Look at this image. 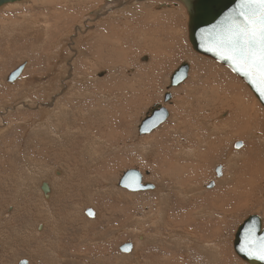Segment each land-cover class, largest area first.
I'll return each instance as SVG.
<instances>
[{
	"label": "rangeland",
	"instance_id": "374dc122",
	"mask_svg": "<svg viewBox=\"0 0 264 264\" xmlns=\"http://www.w3.org/2000/svg\"><path fill=\"white\" fill-rule=\"evenodd\" d=\"M44 1L26 0L0 8V264H19L22 260L30 264H165L170 256L171 264H246L234 251L235 234L250 216L258 215L264 224V181H262L264 177L258 176L259 180L251 191L253 194L240 195L235 203L237 205H231L233 208L222 212L215 210L214 204L231 207L228 205V199H225L226 197L220 193L227 186L236 185L239 178H242L243 185H238L237 188L242 194H246L245 183H247V177L252 175L244 174L243 171L246 169L245 167L251 169L252 162L246 160L244 164H241V168L233 165V162L236 163V157L232 154L231 147L233 150H239L235 145L242 143L244 147L249 138L246 139V135L239 139L237 137L241 136H234L238 130L231 126L232 112L228 103H225L226 100L220 99L222 104L215 106L213 101L216 99L210 98L209 103L213 102L212 110L205 113L206 110L202 112L197 109L200 118L198 115L196 118L193 116L195 112L193 110L199 106L198 102L204 103L209 99L206 95L198 94L196 87H200V85L202 87L205 79L206 82L214 83L212 77L216 76V73L213 70L222 72L219 78L229 77L239 90L254 96L249 88L223 65L193 51L188 39L187 13L180 3L177 6L173 0L147 1L141 5H149L148 9L156 11L157 14H161L160 16L165 18L171 15L177 17L178 22L175 25L179 27L175 32L177 37L170 36L167 30L169 26L166 23L162 38L159 36L165 42L172 41L175 44L174 49L168 50L165 55L159 54L160 56L150 54L149 50L144 47V43L137 44L138 41L135 40L137 35H134L133 40L130 39V48L126 47L125 50L117 47L112 50L107 48L112 29L122 28L124 22H129L127 25L135 27L140 20V17L134 15L136 13L130 9L131 6L126 5L121 7V10L111 9L109 14L106 13L107 16H105L111 19V14L119 11L125 12L123 13L125 17L114 18L115 20L109 22V26L104 15L100 17L91 15L99 10L98 7L104 6L105 3H111L112 0L80 1L81 6L83 5L81 8L79 5H75L78 4V0H73L74 4L71 3L72 0L69 1L71 4L63 3L62 0H49L56 4L60 2L62 8L60 9L64 11V16H61L62 20L54 19L56 22L53 25L56 26L52 27L57 31L43 32L45 35L40 37V43L37 41L38 37L32 35L33 28H24L19 33V24H15L14 27L13 22L15 21L22 22L24 19H31L32 22V19H37L38 16V20L45 21V17H41V14L44 8L50 9L48 6L51 7V4ZM158 3L169 4L172 7L164 9L159 5L156 8L155 5ZM34 4H37L38 7ZM10 7L12 8L10 9ZM37 14L39 15L37 16ZM105 22L108 24L103 27ZM161 22L163 23V21ZM103 35H109V37ZM60 41H62L61 44ZM56 42L58 48L59 44L64 45V48L60 46L61 49L58 53H52L51 50L55 48ZM111 42L113 41L111 40ZM104 49L111 52L108 54ZM98 51H104L105 56L113 54L111 62H108L107 59H105L106 62L96 60L95 55ZM115 51H118L117 54ZM184 62L190 65L189 78L184 82L185 84L183 83L178 88L167 90L172 73ZM23 63H27V66L21 76L13 84L7 83L8 76ZM143 83L147 84L145 88L142 87ZM130 85L132 89L136 87L142 90L136 94L128 93L126 97H122L116 92V90L127 91V86ZM168 92L172 95V99L165 102L164 95ZM190 92L195 93L190 95ZM107 96L112 97L108 99ZM247 104H249L246 105L249 106L248 110H251L250 106L254 105L253 101H249ZM154 105H162L169 111L170 117L152 133L139 135L138 125ZM122 107H125V110ZM258 108L257 119H254L257 127L253 131L257 130L256 132L252 131V134L249 132V136H251L250 140L258 142V152L260 150L263 159L261 163L257 162V164L263 167L264 142L260 141L259 143V139H264V108L261 105ZM48 109H51V114L46 115L45 111ZM78 109L83 110L84 113L77 111ZM87 116L91 120V127L87 129L83 124L81 128H78V122H76L78 118H87ZM185 118H188L189 122ZM242 118L246 120L247 115L242 114ZM197 120L198 127L195 123ZM178 124L179 126H177ZM218 125H221L220 128ZM47 127L53 129L52 136ZM167 127L166 132H159L164 128L166 130ZM177 127L185 130L186 136L181 135L182 133L178 136L175 131ZM192 128L194 131L199 129L202 141L204 139L208 141L209 135V138L211 136L212 139H210L209 145L212 143L211 146L216 144L220 147V153H209V156L206 155L202 159L203 162L205 161V166H202L203 162L200 158L188 157L185 159L186 156L177 159V155L180 153L181 156L186 155L185 152L180 151L179 145L170 151L173 158L163 168L164 173H159L153 167L144 165L150 163V159L155 156L153 151L149 157L150 148L148 145H144V141L147 144L154 133L157 132L159 136H163L162 138L169 136L168 134L174 138L164 143L163 147L168 144L169 146L174 145L172 143L178 139L182 144H187L185 137L189 138ZM105 129V134L101 133ZM78 130L83 132H78ZM59 134H63L69 139L64 140L62 136L59 137ZM98 134L102 135L101 138ZM110 135L114 136V142H111ZM110 143L113 145L110 146ZM96 147L102 148L98 157L92 159L89 150H94ZM59 152L62 154L58 155ZM157 153L156 159L160 160L162 150L159 148ZM246 153H240L244 160ZM57 159L58 162H56ZM190 159L198 163V174L201 173L199 178H194L195 175H198L194 170L190 171H193L195 175L193 173L191 177L185 175L187 168L184 162ZM108 160L110 162L105 165L104 163ZM122 164L123 166H121ZM176 166L179 168L181 179L178 178L179 180L174 181V177L178 174L173 173V168ZM219 167L222 168L224 178L227 176L226 179L229 183H218L221 180H218L215 170ZM65 168L70 177L67 176L68 178L66 177L64 182L58 183L60 177L65 176ZM128 170L140 171L144 177V183H152L156 186L154 193H150V191L133 193L118 187L122 174ZM258 170L260 169L258 168ZM106 172H108L107 175ZM55 173L56 175H54ZM240 173L242 177H240ZM73 174L76 175L78 183L75 182L78 195L73 193L77 189L75 188L74 191L70 190V193L66 194V200L63 201L59 197V195L62 196L60 192L57 191L55 194L53 192V198L58 201L56 205H53L55 200L53 199L52 211L49 212L46 199H44L45 202L42 199L44 193L40 191V185L55 180L57 181L56 187L63 183L67 192L69 190L67 188L74 187L71 183L73 180L69 179H73ZM44 175L53 176L51 179L41 180ZM213 182L215 183L214 188L208 189L207 187ZM185 185L186 187H184ZM192 190H195L193 194H195L194 198L198 199L196 202L192 201V198H188L187 195H183ZM144 193L149 194L144 197ZM208 196L217 197L214 201L209 198L204 200V197ZM62 203L64 204L62 205ZM156 204L164 205V214L169 209L171 216L176 217L183 212L187 213L186 215L191 213L192 216H189L190 225L194 230L202 227L203 221H208L203 224L208 229L200 230H211L212 232L216 230L218 232L214 236L211 235L210 238L198 239L200 235L192 237L195 242H188L185 252L181 236L176 239H164L165 241L156 240L155 234L157 233L164 235L171 233V227L167 226L166 222L159 224L157 228L155 226L144 228L142 233H146L151 238L146 240L138 228H143L146 222L153 221L156 214H159L160 211L156 209ZM57 205L65 207L71 214L60 216V210L58 211L60 208H57ZM173 205L175 206L174 210L171 207ZM88 208L95 210L96 217L94 219L88 218L85 214L82 215V211L85 213ZM207 210H210V214ZM46 211L49 213V219L48 215L46 219L44 218L47 214ZM58 214L60 217L57 216ZM107 217H111L113 221H108ZM53 221L63 222L65 225L61 224L64 230L59 225L54 226ZM200 230L196 232L200 234ZM173 240H180L182 246L171 242ZM128 243L134 244L132 253L128 255L121 253L119 248ZM130 255L131 257H126Z\"/></svg>",
	"mask_w": 264,
	"mask_h": 264
},
{
	"label": "bare ground",
	"instance_id": "6f19581e",
	"mask_svg": "<svg viewBox=\"0 0 264 264\" xmlns=\"http://www.w3.org/2000/svg\"><path fill=\"white\" fill-rule=\"evenodd\" d=\"M33 1V0H32ZM38 1H40V0H38ZM41 1H43V0H41ZM52 1H54V0H52ZM56 1V0H55ZM70 0H62L61 2H63V3H65V2H69ZM80 1H86V0H78V4H75L76 6L77 5H79V7L81 8L82 6H81V3H80ZM147 1H150V2H153L154 0H112V2L111 3H105V5H104V2H103V5L104 6H102V7H98V9H96V10H98L96 13H91V15H95V16H102V15H104V18H105V21H107L108 23L110 22V21H112V20H115L117 17H125V16H123V15H125V14H123V13H125L124 11H119V12H115V13H113V14H111L110 15V18L111 19H109V18H107L106 16V13H108L111 9H119V10H121L122 8L121 7H125L124 5H126V6H131L130 7V9L133 11V12H135L136 14H134V15H137V16H139L140 17V20L136 23V25H135V27H130L129 25H127L129 22H124V25H122V28L120 27V29L119 28H116L117 27V25H116V29H112V27H111V29L113 30V32L111 31V36H110V40H108V43H107V48L109 49V50H112V49H114L115 47H117V48H122V50L124 49L125 50V48L126 47H129L130 46V39H132V38H134V35L136 36L137 35V37H136V41H138V43L137 44H139V43H144L143 45H144V47L147 49V50H149L148 52H150V54H153L154 56H158L159 54H161V55H165V54H167V52H168V50H170V49H174V46H175V44L171 41L170 43H168V42H165L163 39H160V37L162 38V34H163V32H165V29H166V24L169 26L168 28H167V30L169 31V34H170V36L171 37H173L174 35L177 37V35L175 34V32H176V30L179 28L178 26H175L176 24H177V22H178V20H177V17H174V16H167L166 18L165 17H163V16H160L161 14H157V12L156 11H154V10H150V9H148V6L149 5H145L144 6V4H143V6H144V8H143V6H141L142 5V3H146ZM176 4L175 5H177L179 2H177V0H173ZM24 2V1H23ZM31 2V1H30ZM44 2H46V3H50L51 4V7L50 6H48L50 9H43V13L40 15L41 17H45V21L44 20H42V21H44V22H42L41 20H38L39 19V14H37V16H38V18L36 19V18H33L32 19V22H31V17L29 18L30 20H27V19H24L22 22H19V21H15V22H13V24H14V27H15V24H19V33H21V31H23L24 30V28H33L34 30H33V34L32 35H34L35 37H38V40L37 41H39V39L41 40V38L40 37H42V36H44L45 34H43V32H45V33H48V32H54V31H57L56 30V28H53L52 26H56V25H53V23L54 22H56V21H60V20H62V18H61V16L63 15V13H64V11H62L61 9V4H59L58 2H57V4L55 3V2H51V1H49V0H45ZM74 1L72 0L71 1V3H73ZM93 2V1H92ZM39 3V2H38ZM70 3V2H69ZM68 3V4H69ZM70 3V4H71ZM102 3V2H101ZM44 4V3H43ZM59 4V6L58 7H56L57 5ZM74 4V3H73ZM162 3H158L157 5H155V7L157 8V7H159V5H161ZM181 4V3H180ZM10 6H11V4H9ZM20 5H21V3H20ZM34 5H37V4H34ZM17 6V5H16ZM46 6V5H45ZM170 6L171 5H169V4H163V5H161V7H163L164 9L165 8H170ZM178 6V5H177ZM183 9H185L182 5H180ZM15 7V6H14ZM37 7H38V5H37ZM44 7V6H43ZM172 7V6H171ZM12 7H10V9H11ZM41 8V7H40ZM61 8V9H60ZM140 8H143L142 10H140ZM175 8V7H174ZM8 9V8H7ZM30 9V8H29ZM35 9V8H34ZM124 9V8H123ZM9 10V9H8ZM28 10V9H27ZM17 11V10H16ZM128 11H129V9H128ZM131 11V12H132ZM169 11H170V9H169ZM185 11H186V9H185ZM130 12V11H129ZM12 13H13V11H12ZM15 13V12H14ZM35 13V12H34ZM110 13V12H109ZM108 13V14H109ZM186 13H187V11H186ZM130 14V13H129ZM16 15V14H15ZM29 15V14H28ZM106 15V16H105ZM170 15V14H169ZM34 16V15H33ZM64 16V15H63ZM93 16H91L92 18H93ZM109 16V15H108ZM187 16H188V14H187ZM4 17V16H3ZM43 17V18H44ZM7 18V17H6ZM95 18H97V17H95ZM94 18V19H95ZM115 18V19H114ZM175 18H176V21H175ZM10 19H11V16H10ZM56 21H55V20ZM59 19V20H58ZM82 19V18H81ZM87 19V18H86ZM91 19V18H90ZM109 19V20H108ZM139 19V18H138ZM17 20V19H16ZM52 20H54V21H52ZM64 20V19H63ZM97 20V19H96ZM104 20V19H103ZM130 20V19H129ZM188 20H189V17H188ZM141 21V22H140ZM161 21H163V23L161 22ZM9 22H11V21H9ZM60 23V22H59ZM86 23V22H85ZM107 23V24H108ZM113 23V22H112ZM111 23V24H112ZM116 23V22H115ZM118 23V22H117ZM121 23V22H120ZM166 23V24H165ZM107 24H106V22L104 23V26L103 27H105V26H107ZM122 24V23H121ZM2 25V24H1ZM7 25H8V23H7ZM110 25V23L108 24V26ZM10 26V25H9ZM12 26V25H11ZM16 26H18V25H16ZM132 26V25H131ZM60 29V28H59ZM108 29V28H107ZM29 30V29H28ZM84 30V29H83ZM110 30V29H109ZM27 31V30H26ZM70 31V30H69ZM85 31V30H84ZM106 31V30H105ZM30 32V31H29ZM52 33H50V34H52ZM102 33H103V31H102ZM29 34V33H28ZM106 34V33H105ZM108 34V33H107ZM178 34V33H177ZM14 35V34H13ZM17 35V34H16ZM26 35V34H25ZM165 35V34H164ZM68 36V35H67ZM101 36V35H100ZM103 36H105V35H103ZM109 37V35H106L105 37ZM160 36V37H159ZM18 37V36H17ZM21 37V36H20ZM19 37V38H20ZM47 37V36H46ZM49 37V36H48ZM34 38V37H33ZM62 38V37H61ZM63 38H65L64 36H63ZM69 38V37H68ZM68 38H67V40H68ZM46 39H48V38H46ZM45 39V40H46ZM100 39V38H99ZM103 39H104V37H103ZM58 40H61V39H58ZM111 40L113 41V42H111ZM133 40V39H132ZM140 40H142V41H140ZM1 41V40H0ZM63 41V40H62ZM62 41H60V44H61V42ZM66 41V40H65ZM43 42H45V41H43ZM68 42V41H67ZM105 42H106V40H105ZM39 43H40V41H39ZM57 43V42H56ZM66 43V42H65ZM104 43V42H103ZM166 43V44H165ZM9 44V43H8ZM59 44V48H58V43L57 44H55V48H53L52 50L51 49H49V50H51V52L52 53H58L59 52V49H61L60 48V46H62V45H60ZM106 44V43H105ZM142 45V44H141ZM102 46V45H101ZM63 48H64V45L62 46ZM133 47V46H132ZM130 48V47H129ZM108 49H104V50H106V52L109 54L111 51H109ZM133 49V48H132ZM136 49V48H135ZM55 50H57V51H55ZM118 51H120L119 49H117ZM54 51V52H53ZM117 51V52H118ZM131 51V50H130ZM61 52V51H60ZM104 52V51H103ZM102 51H98V53L95 55V58H96V60H98V61H105L106 62V60L105 59H107L108 60V62H111L110 60L112 59L111 58V56L113 55V54H111V56H109V55H107V56H105V54L103 53ZM116 52V51H115ZM117 52H116V54H117ZM62 53V52H61ZM127 53H128V51H127ZM50 56H51V54H50ZM62 56V55H61ZM128 56V55H127ZM160 56V55H159ZM94 57V56H93ZM129 57V56H128ZM56 58H58V57H56ZM94 58V59H95ZM207 58V57H206ZM59 59H60V57H59ZM114 59V58H113ZM208 59H210V58H208ZM57 60V59H56ZM210 60H212V59H210ZM58 61H62V60H58ZM47 63V62H46ZM10 64V63H9ZM218 64V63H217ZM14 65V64H13ZM113 65V64H112ZM117 65V64H116ZM119 65V64H118ZM54 66V65H53ZM56 68V67H55ZM62 69V68H61ZM222 69V68H221ZM228 69V68H227ZM65 70V69H64ZM225 70H226V68H225ZM50 71V70H49ZM63 71V70H62ZM227 71V70H226ZM228 71H229V69H228ZM213 72H215L216 73V76H214L213 75V79H214V83L213 82H211L210 80V82H206V79H205V81H204V83H202V81H201V83L202 84H204V85H202V87H201V85H200V87L198 86V87H196V89L198 90H196L197 92H198V94H200V95H206L207 96V98L209 97V99L207 100V102H205L204 101V103L201 101V102H198L197 104L199 105V106H197L196 108H194L195 110H193V111H195L194 113H193V116L196 118L197 117V109H200L202 112H204L205 110H206V112L205 113H208V112H210V110H212L211 109V106H212V104H213V102H214V104L213 105H221L222 103H220V99H222V101L223 100H226L225 101V103H228V105L230 106V111L232 112V120H231V126H233V127H235L238 131L234 134V136H241V137H237V139H239V138H243V136H245L246 135V139H248V141H247V144H245V146L242 148V149H239V150H233L232 149V147H231V150L233 151L232 152V154H234V157H236V163H234L233 162V165L235 164V166H238L239 168H241V164H244V162H246V160H249V161H251L250 163H251V169H249V168H247V167H245L246 169L243 171L244 172V174H251L252 176L251 177H247V183H245L246 184V186H247V191H246V194H242L241 193V191H239L238 190V188H237V186L238 185H240L241 186V184H242V178H239V181H238V183L236 184V185H233V187L230 185V186H227V188H224L222 191H221V193L220 194H223V196L224 197H226L225 199H228V205H234L237 201H238V199L240 198V195H242V196H244V195H252L253 193L251 192L253 189H254V186H255V184L258 182V180H259V177L258 176H261V177H264V166L262 167V166H260V165H258L257 164V162H260L261 163V160L263 159L262 157H261V152H260V150H259V152H258V149H259V147H257V144H258V142L257 141H255V140H250V137L251 136H249V132L252 134L253 132H256V130L255 131H253L254 130V128H256L257 126H256V123H254V119L256 118V115L259 113V108H258V106L259 105H261L262 106V104L260 103V101L256 98V96L254 95V93L250 90V88L246 85V83H244L248 88H249V90L252 92V94L255 96V98H256V100H255V98H254V96H252L250 93H248L249 94V97H248V94L247 93H245V92H242L241 90H239L236 86H235V84L234 83H232L231 82V80H230V78L228 77H223V78H219V76H220V74L222 73H220L218 70H213ZM223 73H224V71H223ZM189 74H190V72H189ZM230 74V73H229ZM222 75V74H221ZM226 75V74H225ZM2 76V75H1ZM53 76V75H52ZM193 76V75H192ZM224 76V75H223ZM236 76V75H235ZM238 77V76H237ZM150 78V77H149ZM188 78H189V76H188ZM239 78V77H238ZM21 79V78H20ZM146 80V79H145ZM239 80H241L242 82H244L241 78H239ZM55 81V80H54ZM240 81V82H241ZM52 82V81H51ZM237 82H238V80H237ZM81 83H82V81H81ZM206 83V84H205ZM185 84V83H184ZM206 85H208L207 87H206ZM136 86V85H135ZM134 86V87H135ZM147 86V84H145L144 85V83H143V85H142V87L143 88H145ZM186 86V85H185ZM242 87H243V85H242ZM117 88H120V87H118L117 86ZM200 88V89H199ZM127 91H124V92H120V91H117L116 90V92L118 93V94H120L122 97H126V95L128 94V93H134V94H136V93H138L140 90H142L141 88H139V89H137L136 87L134 88V89H132V86L130 85V86H127ZM243 89V88H242ZM47 90V89H46ZM192 90V89H191ZM202 90V92H200L199 93V91H201ZM238 90V91H237ZM110 92V91H109ZM115 92V93H116ZM102 93V92H101ZM104 93V92H103ZM193 93H195V92H193ZM193 93H189L190 95L191 94H193ZM188 94V93H187ZM188 94V95H189ZM78 95V94H77ZM118 96V95H117ZM165 96V95H164ZM108 97V99H109V97H112V96H107ZM114 97V96H113ZM135 97V96H134ZM194 97V96H193ZM200 97V96H199ZM202 97V96H201ZM204 98V97H203ZM210 98H213V99H216L215 101H213L212 99V104H210L209 103V100H210ZM106 99V98H105ZM202 100V99H201ZM251 102V101H253V103H254V105L252 104V106H250V108H251V110H248V108H249V106H246V105H249V104H247V102ZM5 102V101H4ZM78 102V101H77ZM131 102V101H130ZM211 102V101H210ZM12 103V102H11ZM78 105H79V103H78ZM47 106V105H46ZM225 106V105H224ZM48 107V106H47ZM126 107V106H125ZM125 107H122V109L123 110H125L124 108ZM5 108V107H4ZM65 108V107H64ZM213 108V107H212ZM215 108H217V107H215ZM219 108H221V107H219ZM218 109V108H217ZM223 109V108H222ZM243 109L245 110L244 112H243ZM5 110H6V108H5ZM45 110V109H44ZM44 110H43V112H44ZM96 110V109H95ZM225 110V109H224ZM67 111V110H66ZM77 111H83V110H81V109H78ZM98 111V110H97ZM46 112V115H48V114H51V109H48V110H46L45 111ZM217 112V111H216ZM82 113H84V111L82 112ZM190 113V112H189ZM199 113V112H198ZM201 113V112H200ZM191 114V113H190ZM225 114V113H224ZM242 114H246L247 115V119L246 120H243V118H242ZM78 115H80V114H78ZM209 115H211V114H209ZM230 115V114H229ZM82 116V115H81ZM204 116V115H203ZM74 117V116H73ZM78 117H80V116H78ZM209 117V116H208ZM45 118V117H44ZM87 118H88V116H87ZM87 118H78V121H76V122H78V128H81L82 126H83V124H84V127L85 128H87V129H89L90 127H91V125H90V119H89V121L87 120ZM92 118H94V117H92ZM130 118V117H129ZM198 118H200V115H198ZM197 118V119H198ZM204 118V117H203ZM210 118V117H209ZM212 118V117H211ZM219 119H221V118H219ZM257 119V118H256ZM185 120H187V122H189V119L188 118H185ZM196 120V119H195ZM203 120H206V119H203ZM225 121V120H224ZM68 122H70V121H68ZM92 122H93V120H92ZM186 122V121H185ZM72 124H73V122H71ZM196 123V126L198 127L199 125H198V120L195 122ZM199 123H200V121H199ZM224 123V122H223ZM229 123H230V121H229ZM219 124V123H218ZM224 124H226V123H224ZM125 126V125H124ZM177 126H179V124L177 125ZM213 127H214V125H212ZM219 126V125H218ZM217 126V127H218ZM221 126V125H220ZM220 126H219V128H220ZM225 126V125H224ZM169 127V126H168ZM168 127L166 128V131H167V129H168ZM48 128V127H47ZM219 128H216V129H219ZM244 128H245V130H244ZM86 129V130H87ZM165 129V128H164ZM164 129L162 130V131H159V132H162V133H164V132H166V131H164ZM211 129H213L212 127H211ZM52 130L53 129H50V128H48V132L50 133V135L52 136ZM169 130H170V128H169ZM221 130V129H220ZM175 131H176V134H178V136L181 134V135H183V136H186L185 135V133H184V131L181 129V128H179V127H177V128H175ZM196 131V132H195ZM195 131H194V129L192 128V130H191V134H190V136H189V138H187V137H185V141H186V143L187 144H182L181 143V141H179V139H178V141H176V142H178L179 144H177L176 142H175V145L174 146H176V145H179V148H180V151L181 152H185V156L183 155V156H181L180 154H178V156H177V159H179V157H182V158H185L186 156V158L185 159H187L188 157L189 158H200L201 159V161H202V159L207 155V156H209L210 154L209 153H213V154H218V153H220V147L217 145L216 146V144H214L213 146H211L212 145V143H211V145H209V141H211L212 139H211V136H210V138H209V135H208V141L206 140L205 141V139H204V141H202V139H200L201 137H200V131H199V129L198 130H196L195 129ZM213 132H214V130H212ZM253 131V132H252ZM74 132V131H73ZM78 132H83L82 130H78ZM105 132H106V129L105 130H103V131H101V133H103V134H105ZM124 132V131H123ZM219 133V132H218ZM217 133V134H218ZM217 134H215V135H217ZM83 135V134H82ZM168 135H170V134H168ZM231 135V134H230ZM257 135V134H256ZM60 136H62L63 138H64V140H68L69 139V137H65L63 134H59V137ZM73 136V135H72ZM97 136V135H96ZM98 136H99V138H101V134H98ZM214 136V135H213ZM232 136V135H231ZM233 136V137H234ZM249 136V137H248ZM162 137L163 136H159L158 135V133L156 132V133H154V135L153 136H151L150 137V139H149V141H148V143L146 144V141H144L143 143H144V145L145 146H149V148L151 149L153 146H155V145H158V142L162 139ZM223 138V137H222ZM255 138V137H254ZM113 139H114V136H112V135H110V140H111V142H114L113 141ZM211 139V140H210ZM218 139V138H217ZM220 139V138H219ZM232 139V138H231ZM215 141V140H214ZM260 141L262 142H264V139H262V138H260L259 139V143H260ZM216 142H218L217 140H216ZM245 143V142H244ZM111 144V145H110ZM109 145L110 146H112L113 145V143H110ZM160 144V143H159ZM222 144V143H221ZM108 145V147H110ZM186 145H187V148H186ZM220 145V144H219ZM107 147V146H106ZM156 147V146H155ZM206 147V148H205ZM236 147V146H235ZM102 147H96L94 150L93 149H90L89 150V152H90V156H91V158L92 159H94V158H96V156L98 157V154H99V152H100V149H101ZM162 148V149H161ZM160 148V150H162V156H161V159H164L165 161H163L162 163L164 164V163H167L168 161H170V159L168 160V158H173L172 156H171V146H169V144L166 146H162ZM201 148H205V149H201ZM188 149V150H187ZM201 149V150H200ZM250 150V151H249ZM159 151V148H157L156 147V149L154 150V154H155V156H153V158H151V160H150V163H152L153 161H156V160H158V159H156V156H157V152ZM247 152V153H246ZM157 153V154H156ZM240 153H243V154H245L246 153V155H245V160H244V157L240 154ZM58 155H61L62 153L61 152H59V153H57ZM102 155V154H101ZM196 156V157H195ZM36 158H38V156H36ZM60 159L62 160V158L60 157ZM206 159V158H205ZM167 160V161H166ZM181 160V159H180ZM179 160V161H180ZM196 160V159H195ZM98 161V160H97ZM122 161V160H121ZM124 162H125V160H123ZM56 162H58V159H57V161ZM110 161L108 160V161H106L104 164L106 165V164H108ZM183 162V161H182ZM203 162V161H202ZM62 163V162H61ZM60 163V164H61ZM94 164V163H93ZM120 164V163H119ZM155 165V164H154ZM184 165H185V167L187 168V170H186V174L185 175H188V177L190 176L191 177V175H192V173L194 174V172L193 171H190V170H194L195 172L197 171V174H198V163H196V162H194L192 159H190L189 161H187L186 160V162H184ZM121 166H123V164L121 165ZM161 166H163V165H161ZM202 166H205V161L203 162V164H202ZM254 166V167H253ZM105 167V166H104ZM107 167V166H106ZM177 167V166H176ZM103 168V167H102ZM101 168V169H102ZM162 168V167H161ZM258 168L260 169V170H258ZM61 169V168H60ZM100 169V168H99ZM160 169V168H159ZM163 169V168H162ZM174 169H176V168H174ZM173 169V170H174ZM177 169H178V167H177ZM201 169H202V167H201ZM204 169V168H203ZM65 170V176H61L60 177V179L58 180L59 182L58 183H60V182H64L65 180H66V177L68 176V177H70V175H69V172H68V170H66V168L64 169ZM76 170V169H75ZM108 170V169H107ZM179 170V169H178ZM189 170V171H188ZM158 171V170H157ZM199 171H200V169H199ZM56 172H58V171H56ZM237 172V171H236ZM242 172V173H243ZM164 173V172H163ZM178 173V176H176V177H174V181H176V180H179L178 178H180V175H179V172H177ZM108 174V172H106V175ZM201 174V173H200ZM200 174H198V175H195L194 176V178H199V176H200ZM205 174V173H204ZM54 175H56V173L54 174ZM61 175V174H60ZM238 175V174H237ZM52 176L53 175H51V176H43L42 178H41V180H45V179H51L52 178ZM48 177V178H47ZM67 177V178H68ZM90 177V176H89ZM163 177V176H162ZM187 177V178H188ZM227 177V176H226ZM226 177L224 178V173L222 172V176L220 177V178H218V180H221V181H219L218 183H229V182H227V179H226ZM240 177H242V174L240 173ZM193 178V179H194ZM55 179V178H54ZM70 180H73V181H71V183L73 184V186L74 187H72V188H67V189H69V190H67V192H66V187H63V183H61L60 185H58V187H56V182L57 181H50V183H46V184H48L49 185V187H50V189H51V191H50V193H49V195L46 197V196H42V197H44V198H42L43 199V201H44V199H46V206H47V209H48V211L50 212V211H52V208L51 207H53V205H56V203H57V199H55V198H53V192H54V194L58 191V193L60 192L61 193V195L62 196H60L59 195V197L61 198V199H63V198H65L66 197V194H68V193H70V190H73L74 191V189L75 188H77V185L75 184V182H76V175H74L73 174V179H71V178H69ZM181 179V178H180ZM183 179V178H182ZM189 179V178H188ZM192 179V180H193ZM222 179H224V180H222ZM262 179V178H261ZM235 180H236V178H235ZM77 181H78V177H77ZM181 181V180H180ZM185 181V180H184ZM183 181V182H184ZM190 181V180H189ZM229 181V180H228ZM262 181H264V178L262 179ZM44 182H46V181H44ZM88 182V181H87ZM91 182V181H90ZM169 182V181H168ZM178 182V181H177ZM182 182V181H181ZM42 183V182H41ZM77 183V182H76ZM81 183V182H80ZM147 183V182H146ZM178 183H180V182H178ZM217 183V182H216ZM44 184V183H43ZM43 184H41L40 185V187H39V189H40V191H42V185ZM78 184V183H77ZM92 184V183H91ZM181 184H183V183H181ZM198 184V183H197ZM200 184V183H199ZM71 185V184H70ZM180 185V184H179ZM188 185V184H187ZM192 185V184H191ZM243 185V184H242ZM67 186V185H66ZM173 186V185H172ZM188 186H190V185H188ZM260 186V185H259ZM69 187V186H68ZM184 187H186V185L184 186ZM175 189V188H174ZM216 189V188H215ZM83 190V189H82ZM181 190V189H180ZM243 190H246V189H243ZM186 191V190H185ZM124 192H126V191H124ZM173 192V191H172ZM181 192V191H180ZM195 192V190H192V191H189L188 193H182L184 196L185 195H187V197L189 198L190 197V199L192 198V201H195L196 202V200H198V199H196V198H194V195L195 194H193ZM207 192V191H206ZM40 192H38V194H39ZM43 193V192H42ZM73 193H76V195H78V188L77 189H75V191L73 192ZM129 193V192H128ZM177 193V192H176ZM72 194V193H71ZM130 194V193H129ZM172 194V193H171ZM211 194V193H210ZM39 195H41V194H39ZM131 195V194H130ZM177 195V194H176ZM181 195V194H180ZM71 197H72V195H70ZM222 196V195H221ZM41 197V196H40ZM69 197V196H68ZM216 197L217 196H213V197H211V196H208V197H204L205 199L204 200H207L206 198H209V200L210 199H213V201L216 199ZM77 198V197H76ZM220 198V197H219ZM53 199H55L54 200V204L51 206V203L53 202ZM143 199H145V198H143ZM224 200V199H223ZM42 201V200H41ZM134 201V200H133ZM212 201V202H213ZM247 201H249V200H247ZM45 202V201H44ZM188 202V201H187ZM227 202V201H226ZM43 203V202H42ZM187 204V203H186ZM193 204V203H192ZM206 204V203H205ZM227 204V203H226ZM240 204V203H239ZM139 205V204H138ZM188 205V204H187ZM191 205V204H190ZM215 205V206H214ZM213 206L215 207V210L217 209V210H220L219 212H222V211H227V210H229L228 208H233V206H231V207H229V206H227L226 207V205L224 206V205H221V206H224V207H221V206H217L216 204H214ZM235 205H237V204H235ZM136 206V205H135ZM164 205H159V204H156V209L158 210V211H160L162 208H164L163 207ZM208 206V205H207ZM59 206L57 205V208H58ZM173 209L172 210H174V205L173 206H171ZM212 207V206H211ZM226 207V208H225ZM55 208V207H54ZM235 208V207H234ZM155 209V210H156ZM182 210V209H181ZM214 210V211H215ZM231 210V209H230ZM239 210V209H238ZM68 211V210H67ZM212 211V210H211ZM232 211V210H231ZM47 212V211H46ZM157 212V211H156ZM207 212H208V214H210V210L208 211L207 210ZM235 212V211H234ZM237 212V211H236ZM21 213V212H20ZM19 213V214H20ZM41 213V212H40ZM171 213H172V211H171ZM217 213V212H216ZM52 214V213H51ZM57 214V213H56ZM187 214V213H186ZM184 212L181 214V215H179V216H170V218L166 221V223H168V225L167 226H170L171 227V229H170V231H171V233H169V234H167V235H164V234H161V233H159V235L158 236H160V239H162L163 241H165L164 239H168V240H170V239H176L178 236H181L182 237V239H183V244L185 245L184 247H183V251L185 252L186 251V249H187V247H188V242H191V243H193V242H195V240H194V238L196 237V236H199V238L198 239H200V238H207V237H209L210 238V236L212 235V236H214V234L215 233H217L218 231H211V230H208V231H206L207 229H206V227L203 225V224H205V222H208V221H203L202 222V227H199L198 229H196V230H194V228L190 225V219H189V216L191 217L192 215H190V214H188V215H186ZM41 216H42V213L40 214ZM47 215H48V219L50 218L49 217V213L47 212V214L44 216V218L46 219L47 218ZM60 214H58L57 216L58 217H60L59 216ZM42 218V217H41ZM62 218V217H61ZM100 218V217H99ZM113 219H114V217H113ZM192 220V219H191ZM108 221H113L112 219H111V217L109 218L108 217ZM194 221V220H193ZM63 224V222H60V223H57V222H55V221H53V225L54 226H58L59 225V227H62V230H64V228H63V226H62V224ZM146 224H148V222H146ZM145 224V225H146ZM157 224H158V221H157ZM63 225H65V224H63ZM166 225V224H165ZM144 227V226H143ZM166 227V226H165ZM211 227V226H210ZM44 228V227H43ZM78 228V227H77ZM206 229V230H200V229ZM140 231H141V234H142V236L144 237V239H145V235H146V233L144 234V233H142V231L144 230L142 227L141 228H138ZM167 230H169V229H167ZM166 230V231H167ZM200 230V234L199 233H197L196 231H199ZM214 230V229H213ZM158 231V230H157ZM236 235V234H235ZM142 237V238H143ZM192 237H194V238H192ZM141 238V237H140ZM208 238V239H209ZM214 238V237H213ZM197 239V238H196ZM170 242V241H169ZM171 242H173V243H178L179 245H180V247L182 246V244H181V241L180 240H173V241H171ZM139 244V243H138ZM142 245V244H141ZM128 255V254H127ZM133 255V254H132ZM152 255V254H151ZM126 257H131V255L130 256H126ZM150 257V256H149ZM171 256L169 257V258H167V260H166V263L165 264H171ZM186 262V261H185ZM28 264H30L29 262H27ZM159 264V263H158Z\"/></svg>",
	"mask_w": 264,
	"mask_h": 264
},
{
	"label": "water",
	"instance_id": "95a60500",
	"mask_svg": "<svg viewBox=\"0 0 264 264\" xmlns=\"http://www.w3.org/2000/svg\"><path fill=\"white\" fill-rule=\"evenodd\" d=\"M26 0H0V8L14 3L23 2ZM186 9L189 20H188V39L189 43L195 53L200 56L210 58L224 67L228 68L234 75L241 78L244 83L254 93L256 98L260 101L264 108V99L260 98L259 92L256 88L249 83V81L239 73L233 70L232 66L228 61L222 60L219 57L213 55L212 52L205 51L200 44V32L203 29L210 28L215 24H218L227 13L237 6L239 0H177ZM27 63H23L17 70L13 71L7 78V83L13 84L21 76ZM190 65L187 62L182 63L171 75L167 90L178 88L182 85L189 76ZM165 102H169L172 99L170 92L165 95ZM170 117L169 111L162 105H154L146 114L145 119L138 125L139 135H147L156 130L161 124H163ZM239 148V147H237ZM217 178L222 176V170L216 171ZM127 185V186H126ZM120 188L126 189L133 193L154 191L156 186L152 183H144V177L138 170H128L122 174V177L117 185ZM215 183H211L207 188L213 189ZM42 191L47 197L51 191L48 184L42 185ZM91 210L94 215H88ZM88 218L94 219L96 212L92 208H88L85 211ZM255 225L253 235L264 236V224L262 218L258 215L248 217L242 225L237 229L235 240H234V251L236 255L246 264H262V262L253 260L250 257L244 255L240 251V245L243 241L245 230ZM127 247V251L125 248ZM134 244L128 243L122 245L119 250L123 254L132 253ZM19 264H28L26 261L20 262Z\"/></svg>",
	"mask_w": 264,
	"mask_h": 264
},
{
	"label": "snow or ice",
	"instance_id": "6c2138e0",
	"mask_svg": "<svg viewBox=\"0 0 264 264\" xmlns=\"http://www.w3.org/2000/svg\"><path fill=\"white\" fill-rule=\"evenodd\" d=\"M199 38L205 51L228 61L264 99V0H239L218 24L201 30ZM88 215L94 213L89 210ZM254 230V223L245 230L240 251L264 264V236L253 235Z\"/></svg>",
	"mask_w": 264,
	"mask_h": 264
},
{
	"label": "crops",
	"instance_id": "0c3cea01",
	"mask_svg": "<svg viewBox=\"0 0 264 264\" xmlns=\"http://www.w3.org/2000/svg\"><path fill=\"white\" fill-rule=\"evenodd\" d=\"M164 131H166V130H164ZM166 138H168V139H166ZM171 139H174V138H172L170 135L169 136H167V137H165V138H162L159 142H158V145H155L157 148H161L162 146H163V144L164 143H166V142H169ZM160 143V144H159ZM43 144H45V143H43ZM168 144V143H167ZM172 144H174L175 145V142L174 143H172ZM174 145H171V150L173 151L174 150V148H175V146ZM155 146H153L151 149H150V151H149V153H148V156L150 157V155H152L151 153H153V151L156 149V147ZM162 149V148H161ZM178 156V155H177ZM169 159H171V157L170 158H168V160ZM151 160V159H150ZM163 161L160 159V160H156V161H153L152 163H146V164H144V165H148L150 168L151 167H153L154 168V170H158V172L159 173H163V169L162 168H164L165 167V165L166 164H168V162L167 163H162ZM155 164V165H154ZM161 165H163V166H161ZM162 167V168H161ZM178 167V166H177ZM177 167H175L176 169H174L173 170V173L174 174H176L177 172H179V168L177 169ZM160 168V169H159ZM157 172V173H158ZM176 172V173H175ZM161 175V174H160ZM177 176H178V174H177ZM120 190V189H119ZM154 193L153 191H150V193ZM147 194H149V193H144V197H146L147 196ZM151 195H153V194H151ZM157 195V194H156ZM202 199V198H201ZM63 201H65L66 199L65 198H63L62 199ZM202 202H204L203 200H201ZM195 203V202H194ZM64 203H62V205H63ZM166 205V204H165ZM59 206V205H58ZM60 209H58V211L60 210V213H61V215L60 216H62V215H65V214H67L68 213V211H67V209L65 208V207H59ZM86 211V210H85ZM169 209H168V211H166V213L164 214V211H163V208L160 210V212H159V214H156V216H155V218H154V220L153 221H150L148 224H146V225H144V227H143V229L144 228H146L147 226H155L156 228L157 227H159V224H162V223H164V222H166V219L168 220L169 218H170V216H171V214H169ZM68 214H71V212L70 213H68ZM85 213H83V211H82V215H84ZM86 215V214H85ZM167 218H166V217ZM202 217H204V216H202ZM209 217V216H208ZM108 218V217H107ZM165 220H164V219ZM205 218V217H204ZM157 221H158V224H157ZM158 232V231H157ZM158 234L159 233H157V234H155V238H156V240H158V241H163L162 239H160V236H158ZM145 238H146V240H150L151 238L149 237V235H145ZM154 238V239H155ZM145 240V241H146ZM94 244H96V242H94V241H92Z\"/></svg>",
	"mask_w": 264,
	"mask_h": 264
},
{
	"label": "flooded vegetation",
	"instance_id": "af4514ba",
	"mask_svg": "<svg viewBox=\"0 0 264 264\" xmlns=\"http://www.w3.org/2000/svg\"><path fill=\"white\" fill-rule=\"evenodd\" d=\"M235 146H236V147H239L238 149H241V148L243 147V144H242V143H237ZM218 169H221V170H222V168L219 167V168H217L215 171H217ZM216 175H217V173H216ZM23 261H24V260H22V261H20V262H23Z\"/></svg>",
	"mask_w": 264,
	"mask_h": 264
}]
</instances>
